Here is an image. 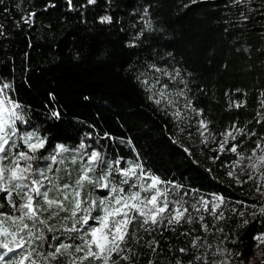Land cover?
Masks as SVG:
<instances>
[{
    "label": "trees",
    "instance_id": "obj_1",
    "mask_svg": "<svg viewBox=\"0 0 264 264\" xmlns=\"http://www.w3.org/2000/svg\"><path fill=\"white\" fill-rule=\"evenodd\" d=\"M146 5L159 31L146 34L147 43L141 39L138 47H128L143 27L140 16ZM251 7L256 11L241 23L240 8L229 6V0H97L95 4L72 0L71 9L67 0H3L0 84L14 86V95L27 106L33 126L52 146L75 147L83 140L96 147L97 136L108 133L114 139L105 137L100 144L113 158L135 160L138 154L147 168L165 180L198 189L205 198L213 193L229 198L230 207L225 206V220L219 225L224 232L213 229L209 252L226 247L233 254L242 253L239 258L233 255L238 264L255 257L262 264L264 257H258L253 237L264 233V216L258 211L255 217L239 213L246 204L259 210L264 200L254 197L251 181L237 183L227 175L237 156L213 151L218 145L202 143L195 127L187 130L193 133L191 138L187 131L178 133L171 117L148 100V93L135 80L145 61L184 70L193 103L213 121L210 127L217 139L233 122L240 128L246 125L247 133H256L238 138L242 155H251L256 141L264 137V121L256 122L258 113L264 112L260 104L264 99L260 95L264 92V0H253ZM32 12L36 16L29 27L21 18ZM104 15L112 16L113 23H100ZM168 52L172 57H166ZM229 98L243 101L244 107L229 109ZM53 108L61 112L59 120L49 119ZM207 220L211 224V218ZM188 242V238L172 239L177 248Z\"/></svg>",
    "mask_w": 264,
    "mask_h": 264
},
{
    "label": "snow or ice",
    "instance_id": "obj_2",
    "mask_svg": "<svg viewBox=\"0 0 264 264\" xmlns=\"http://www.w3.org/2000/svg\"><path fill=\"white\" fill-rule=\"evenodd\" d=\"M67 2L71 9L72 0ZM87 2L95 4L97 0ZM252 2L229 0V6L240 8L239 22L247 21L256 11L251 7ZM149 7H143L140 16L143 27L126 46L138 47L137 41L141 39L147 43L146 34L159 31L154 28ZM35 16L32 12L21 19L31 27ZM99 22L110 25L113 19L104 15ZM3 28L0 24V37L4 36ZM172 55L166 53V57ZM135 80L148 93V100L171 117L178 133L195 127L202 143L207 145L212 141L218 145L213 151H228L237 156L233 167L245 159L239 151L242 145L238 138L256 133H247L246 125L240 128L233 122L219 133L221 139H217L210 127L213 121L203 108L193 103L195 97L190 95L192 89L184 70L145 61L144 70L136 74ZM15 91L11 83L0 84V264H232L233 255L236 258L242 255L220 246L209 252L213 245L208 242V236L213 229L224 232L219 225L225 220L229 198L213 193L211 199H205L198 189L165 180L147 168L138 154L135 160H125L119 155L113 158L100 144L105 137L114 139L108 133L97 136L96 147L83 140L75 147L63 143L52 146L39 127L33 126L27 106L18 101ZM260 95L264 97V92ZM260 104L264 108V99ZM233 107L240 109L244 102L230 99L229 109ZM258 117L257 123L264 121V112H259ZM60 118L59 110L49 109V119ZM187 135L191 138L193 133L187 131ZM126 143L132 146L131 140ZM257 149L261 154L257 155ZM246 158L250 161L247 167L264 180V137L256 141L252 155ZM242 174L251 178L248 172ZM227 175L243 183L234 172ZM250 214L255 217L257 212ZM258 214L264 216V205L259 207ZM244 215L239 213L240 217ZM207 217L211 218V224ZM243 223L249 221L245 219ZM197 231L204 235H194ZM173 238H188L189 242L177 248ZM253 239L259 247L264 244V233ZM258 257H264V252Z\"/></svg>",
    "mask_w": 264,
    "mask_h": 264
},
{
    "label": "rangeland",
    "instance_id": "obj_3",
    "mask_svg": "<svg viewBox=\"0 0 264 264\" xmlns=\"http://www.w3.org/2000/svg\"><path fill=\"white\" fill-rule=\"evenodd\" d=\"M261 154L260 150L257 149V155ZM252 155V154H251ZM248 155V156H251ZM248 156H244L245 159L239 161L238 165L236 167L232 166L231 171L235 173V177H238L240 181H251L254 188H255V193H254V197L259 199V200H264V196L261 195V192H264V180H261L258 173L253 171L251 168H248L247 165L250 163V161L246 158ZM255 159V157H253V160ZM244 172H248L251 174V178H249L248 175H243L242 173ZM260 189L259 191H257V189ZM212 198V197H211ZM211 198H205V199H211ZM227 207H230L229 204L226 205ZM258 209L257 208H251L249 207L247 204L244 206L242 212L246 213V212H257ZM252 216V215H251ZM253 217V216H252ZM264 246V244H261L258 248L259 250L257 251V253H260V250L262 249V247ZM258 263V259L257 257L253 258L251 260V264H257ZM232 264H238V262L236 261H232ZM248 264V263H247Z\"/></svg>",
    "mask_w": 264,
    "mask_h": 264
},
{
    "label": "built area",
    "instance_id": "obj_4",
    "mask_svg": "<svg viewBox=\"0 0 264 264\" xmlns=\"http://www.w3.org/2000/svg\"><path fill=\"white\" fill-rule=\"evenodd\" d=\"M264 217H262V219H261V222L263 223V226H264V219H263Z\"/></svg>",
    "mask_w": 264,
    "mask_h": 264
}]
</instances>
